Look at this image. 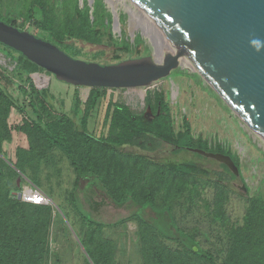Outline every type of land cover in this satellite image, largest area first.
I'll use <instances>...</instances> for the list:
<instances>
[{
    "label": "trees",
    "instance_id": "obj_1",
    "mask_svg": "<svg viewBox=\"0 0 264 264\" xmlns=\"http://www.w3.org/2000/svg\"><path fill=\"white\" fill-rule=\"evenodd\" d=\"M34 8L39 9L37 18H33ZM60 9L54 0H30L24 19H34L33 33L67 53L75 50L72 40L108 47L116 44L110 21L102 17L100 1L94 3L92 12L86 4L80 7L77 0L72 4L71 0H63ZM0 20L24 29L15 17L0 13ZM121 47L129 51L127 43L123 42ZM146 51H150L149 47ZM101 53L96 51L95 57ZM17 54L14 62L18 75L27 74L28 80L33 72L42 69ZM121 60L116 54L104 63ZM7 84L11 81L0 71V153L4 152L3 142L10 139L12 130L22 136L12 159L16 169L11 161L0 156V264H48L52 255L50 226L56 218L64 222V215L73 226L78 224L75 230L79 244L86 251L81 253L84 264H117L114 242L103 231L132 216L137 219L142 264H264V172L250 194L241 173L236 176L221 162V169L216 170L194 162L163 161L126 149L129 146L155 150L162 143L170 145L172 153L198 148L230 155L241 170L238 159L223 145H212L206 139L195 137L187 120L175 129L163 93L145 99L152 111L150 115L136 113L129 105L109 99L101 130L96 134L89 128V119L106 96L107 88H91L85 101L75 94L68 113L63 101L47 87L38 88L30 83L28 91L20 86L18 96L13 97L7 91ZM11 107L17 109L23 121L8 117ZM64 158L74 178L71 186L64 189L62 201L57 203L62 214L52 203L35 204L14 197L25 182L21 179L17 184L18 170L48 198L55 200L59 196L56 187L59 189L61 184L60 163ZM237 177L245 184V191L234 188ZM82 178L88 180L85 190L97 186L115 205L131 200L138 209L114 222L96 220L82 207ZM205 187L212 191L210 199L202 196ZM234 191L246 201L240 221H233L227 213L226 205ZM90 199V206L94 208ZM199 199L206 214L218 224L217 241L223 248L220 255L211 248L201 247L195 228L186 230L178 224V218L194 212L190 202ZM145 208L151 213L147 217L142 213Z\"/></svg>",
    "mask_w": 264,
    "mask_h": 264
},
{
    "label": "rangeland",
    "instance_id": "obj_2",
    "mask_svg": "<svg viewBox=\"0 0 264 264\" xmlns=\"http://www.w3.org/2000/svg\"><path fill=\"white\" fill-rule=\"evenodd\" d=\"M54 1L55 6H58V10H61L63 0ZM74 1L71 0V4ZM77 1L80 7H85L86 4L90 12L94 9V3L100 1L103 9L102 17L104 21H110L113 40L116 44L108 47L72 40L75 44V50L68 52L71 56L104 63L110 62L116 54L123 59H127L138 57L140 53H143V55L150 53V51H146L149 42L145 40L143 30L141 32L140 14L134 16L128 11V5L134 7L136 12L139 11L130 0H92L91 3L88 2L89 0H85V2L83 0ZM29 7L30 0H0V13L3 16L15 17L24 29L33 33L35 31L33 27L34 19H24ZM37 17H39V9L34 8L33 18ZM115 19L117 24L114 23ZM116 25L118 28H116ZM123 42L128 44L129 51L121 47ZM96 51H102L97 58L95 57ZM17 58V53L0 44V71L11 81V84H7L6 87L11 96H18L20 86L28 91L30 83L38 88L47 87L56 98L63 101L64 109L68 113H71L75 94L82 101L87 99L90 92L89 87L79 86V91L74 94V85L58 80L44 69L33 72L28 80L26 79L27 74L18 75L19 69L14 62ZM175 70L178 71L172 70L169 76L155 81L149 88L107 89L106 96L101 100L89 119V128L96 134L100 132L105 107L109 99L129 105L136 113L150 115L152 111L146 104L145 99L147 96L153 98L154 94L163 93L170 106L174 128H179L183 121L187 120L195 137L206 139L212 145L219 143L229 150L238 159L243 181L249 187L250 194H252L259 185L264 172V143L231 111L198 74L185 68ZM2 82H4V79ZM8 117L12 121H23L22 115L15 107H11ZM20 136H22L20 133L12 130L10 139L3 142L4 154L0 153L3 159L11 161L14 169H16L13 165L14 160L6 154L5 150L6 148L13 150L18 145ZM126 149L143 152L163 161L194 162L209 169H221L220 162L216 159L201 156L190 150H180L171 154L172 147L165 143H162L161 147L155 150H143L129 146ZM60 166L62 168L60 174L62 180L60 186H58L59 189L56 187V193L59 196L55 197V200H50V204L51 201L56 205L62 201L64 189L71 186L74 178V173L65 158L61 161ZM87 181L85 178L81 179V190L87 186ZM233 183L236 191H239L242 185L241 179L237 177ZM23 186H29L28 182L21 185L22 189ZM236 191L230 194L226 208L233 221H240L245 212L246 201ZM86 195L90 196L94 202H101L96 206V209L88 206V201H84ZM211 195L210 187H205L202 190V196L205 198L210 199ZM80 197L83 209L88 212L91 211V215L101 222H114L120 217L125 218L139 207L131 200H127L120 205H114L103 190L97 186H92L88 191L81 192ZM187 203L189 204V202ZM190 204L194 205L192 210L194 212L184 215L181 219L178 218L179 226L186 230L195 228L201 247L209 250L211 248L216 254L220 255L223 248L217 241L218 224L213 222L211 217L206 214L202 200L192 201ZM57 207L56 210L62 214L60 207L58 205ZM142 213L146 217L151 214H149V208H145ZM64 216V222L56 218L54 224L50 226L49 251L52 255L48 264H84L81 254L84 251L79 244V237L75 230L78 228V224L75 223L76 226H73ZM81 230L83 231V228ZM137 231L138 226L135 216L104 229V235L112 238L114 242L117 264H142Z\"/></svg>",
    "mask_w": 264,
    "mask_h": 264
},
{
    "label": "water",
    "instance_id": "obj_3",
    "mask_svg": "<svg viewBox=\"0 0 264 264\" xmlns=\"http://www.w3.org/2000/svg\"><path fill=\"white\" fill-rule=\"evenodd\" d=\"M130 1L163 35L149 36L147 55L115 63L79 59L3 20L0 42L74 86L148 87L169 76L172 70L185 68L198 74L264 143V0ZM114 23L117 24L116 19ZM253 40L262 42L259 50L253 46ZM191 150L225 164L236 176L241 173L228 154ZM241 188L245 191V184Z\"/></svg>",
    "mask_w": 264,
    "mask_h": 264
},
{
    "label": "built area",
    "instance_id": "obj_4",
    "mask_svg": "<svg viewBox=\"0 0 264 264\" xmlns=\"http://www.w3.org/2000/svg\"><path fill=\"white\" fill-rule=\"evenodd\" d=\"M151 86H148L149 88ZM14 197L24 201L35 204H48L50 199L37 187L26 186L18 192H15Z\"/></svg>",
    "mask_w": 264,
    "mask_h": 264
},
{
    "label": "bare ground",
    "instance_id": "obj_5",
    "mask_svg": "<svg viewBox=\"0 0 264 264\" xmlns=\"http://www.w3.org/2000/svg\"><path fill=\"white\" fill-rule=\"evenodd\" d=\"M127 7H128V11L134 16H136L137 14H140L139 17L142 21L141 23H142V29H143L145 40L149 42V36H151L152 34L153 35L156 34L158 37L163 36L161 30L154 24V22L146 14H144L140 10L136 12L135 8L132 6L128 5ZM184 63L188 64L187 61H184Z\"/></svg>",
    "mask_w": 264,
    "mask_h": 264
},
{
    "label": "crops",
    "instance_id": "obj_6",
    "mask_svg": "<svg viewBox=\"0 0 264 264\" xmlns=\"http://www.w3.org/2000/svg\"><path fill=\"white\" fill-rule=\"evenodd\" d=\"M78 87L79 86H75V88H74V94L75 93H77L79 90H78ZM81 87V86H80ZM91 88H89V90H90ZM107 89H109V88H107ZM81 99V98H80ZM5 152H6V154H8V155H10L11 156V158L12 159H14L15 158V148L13 149V150H11L10 148H6V150H5ZM171 154H172V152H171ZM17 172L19 173V176H20V174L22 175L21 176V178H20V180L21 179H23L25 182H28V184H29V186H34L27 178H26V176L24 175V174H22L20 171H18L17 170ZM19 176H18V178H19ZM18 178H17V180H18ZM20 180H19V184H20ZM24 182V183H25ZM24 183H22V185L24 184ZM18 184V183H17ZM18 184V185H19ZM24 187V186H23ZM26 187V186H25ZM34 187H36V186H34ZM86 187V186H85ZM85 187L83 188V192H85V191H88L87 189L85 190ZM22 189V188H21ZM20 191V190H19ZM16 192H18V191H16ZM88 195H86V197H84L85 199H84V201H88V206H90V203H89V199H90V196H88ZM50 200H52L51 198H50ZM91 200V199H90ZM91 201H93V200H91ZM91 203H94V208L96 209V206H98L101 202H97V201H93V202H91ZM113 203V202H112ZM98 204V205H97ZM115 205V204H114ZM91 207V206H90ZM91 212V211H90Z\"/></svg>",
    "mask_w": 264,
    "mask_h": 264
},
{
    "label": "clouds",
    "instance_id": "obj_7",
    "mask_svg": "<svg viewBox=\"0 0 264 264\" xmlns=\"http://www.w3.org/2000/svg\"><path fill=\"white\" fill-rule=\"evenodd\" d=\"M252 44L256 48V50H259L262 46V42L260 40H253Z\"/></svg>",
    "mask_w": 264,
    "mask_h": 264
}]
</instances>
